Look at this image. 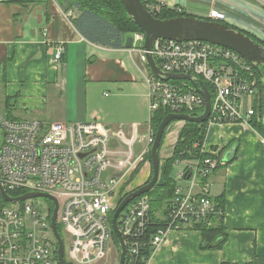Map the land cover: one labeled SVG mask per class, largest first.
Listing matches in <instances>:
<instances>
[{
  "label": "built area",
  "instance_id": "1",
  "mask_svg": "<svg viewBox=\"0 0 264 264\" xmlns=\"http://www.w3.org/2000/svg\"><path fill=\"white\" fill-rule=\"evenodd\" d=\"M141 1L151 14L163 5L160 0ZM256 1L264 7V0ZM208 17L225 20L218 10H210ZM132 36L130 49L137 51L140 63L147 66L145 35L135 32ZM63 52L64 44L57 42L53 61H59ZM151 54L162 72L203 81L211 94L210 112L204 121L207 130L225 123L251 126L253 119L260 120L257 73L237 52L201 40L156 39ZM145 83L148 132L140 149H136L133 136L122 137L123 142L115 144L111 128L99 121L47 123L0 118V185L9 195L21 190V194L41 192L55 197L56 225L61 229L66 264H98L112 252L110 214L132 190L121 192L150 152L154 112L159 108L177 114L203 112L204 98L189 80L158 78L148 68ZM200 150L206 154L202 159L181 161L185 166L176 174L173 195L163 213L151 215L145 194L120 211L116 221L126 250L123 264H149L150 254L169 231L196 225L217 212L209 193V177L225 162L219 150L207 149L205 139ZM53 207L44 197L0 206V264H60L51 228ZM153 222L162 225L145 234Z\"/></svg>",
  "mask_w": 264,
  "mask_h": 264
},
{
  "label": "crops",
  "instance_id": "2",
  "mask_svg": "<svg viewBox=\"0 0 264 264\" xmlns=\"http://www.w3.org/2000/svg\"><path fill=\"white\" fill-rule=\"evenodd\" d=\"M160 1L202 19L218 10L223 23L256 39L264 23V7L256 0ZM78 14L64 11L56 0H0V118L7 113L47 123L99 121L111 128L115 144L133 136L140 149L148 132V67L137 51L125 47L127 36L119 48L84 38L72 24ZM57 42L64 52L55 62ZM182 125L173 121L165 130L160 170ZM205 145L221 157L230 151L228 162L209 177L210 196L223 201L226 240L220 249H201L199 230H172L150 254L149 264H264L263 138L249 125L225 123L207 130ZM141 165L144 180L148 164Z\"/></svg>",
  "mask_w": 264,
  "mask_h": 264
},
{
  "label": "water",
  "instance_id": "3",
  "mask_svg": "<svg viewBox=\"0 0 264 264\" xmlns=\"http://www.w3.org/2000/svg\"><path fill=\"white\" fill-rule=\"evenodd\" d=\"M124 6L127 16L137 25L144 33L143 47L145 49L146 63L150 72L165 80L168 79H186L189 80L195 90L204 98L203 112L198 115L168 113L159 123L154 134L153 142L150 146V164L151 176L141 185L130 190L123 196L111 217L112 233L116 237L119 245V257L117 264H123L126 254L125 244L117 226V217L120 211L136 197L146 194L157 183L160 173L159 143L168 127L173 121H187L202 123L210 112L211 94L207 90L202 80H194L187 74H172L162 72L155 63L151 54L153 43L156 39H170L175 41L201 40L210 42L219 46L229 48L237 52L245 59L256 71L264 85V78L261 74L260 67L264 66V45L247 35L242 30L233 28L223 22L197 18L195 16H178L167 19H159L153 16L144 6L141 0H120ZM133 36L129 35L125 39V47L131 48ZM230 151H226L222 160H229ZM0 197L6 202L23 201L34 197H44L51 200L54 204L51 215V228L58 243V259L60 264H66L64 259L63 241L57 229L56 217L58 203L55 197L47 193L27 192L18 196L9 195L0 185Z\"/></svg>",
  "mask_w": 264,
  "mask_h": 264
},
{
  "label": "trees",
  "instance_id": "4",
  "mask_svg": "<svg viewBox=\"0 0 264 264\" xmlns=\"http://www.w3.org/2000/svg\"><path fill=\"white\" fill-rule=\"evenodd\" d=\"M56 1L64 11L75 9L79 12L78 16L72 19V24L88 41L111 46L114 48H119L123 45L126 36L132 35L135 32H141L137 25L127 16L124 6L120 0ZM152 15L159 19L189 16L187 13L180 9H171L167 8L164 5H160L159 11L156 13H152ZM246 34L249 35L252 39L264 45V40L260 41L252 35L248 33ZM260 70L264 78V66H261ZM256 75L258 78V88L260 91L261 118L260 120L253 119L250 125L264 138V85L258 74ZM167 114V110L159 108L152 115L150 119V125L154 134L162 118ZM4 117L9 120L14 119L7 113L6 115H4ZM206 132L207 129L205 127V122L195 123L185 121L184 126L181 129L178 139L173 148L172 154L164 161L161 183H157L151 190H149L145 194L150 200V213L151 215H153V217H155L154 214L157 211L163 213L172 198L175 180L170 177V171L173 165L183 160L202 159L206 155L200 150V147L205 139ZM164 134L159 143V150L163 143ZM146 157L150 159V152L146 154ZM227 162L228 161H226L225 163ZM21 192L23 191L18 190L10 191L9 193L12 196H18L21 194ZM214 203L217 212L209 214L206 219L199 221L198 224L188 227L190 229L199 230L201 232V249H220L226 240V233L223 227L222 198H217L216 200H214ZM5 204H7V202L0 197V206ZM110 217H112V214H110ZM207 222L209 224H207ZM161 225L162 224L159 222H153V224L147 225L145 234L156 229V226ZM57 229L58 231L61 230L59 226H57ZM112 239L115 247L117 248L116 251L118 259L119 245L113 233ZM67 264L72 263L67 261Z\"/></svg>",
  "mask_w": 264,
  "mask_h": 264
},
{
  "label": "rangeland",
  "instance_id": "5",
  "mask_svg": "<svg viewBox=\"0 0 264 264\" xmlns=\"http://www.w3.org/2000/svg\"><path fill=\"white\" fill-rule=\"evenodd\" d=\"M263 25H264V23H263ZM263 25H261L260 26V30H261V32H258L257 33V31L255 32V33H257L258 35V38L257 39H259L260 41H263L264 40V33H263ZM148 102V101H147ZM147 118H148V108H147ZM49 123V122H48ZM184 123H185V121H183V125H182V127H181V129L183 128V126H184ZM181 131V130H180ZM180 133V132H179ZM164 136H165V134H164ZM179 136V135H178ZM177 139H178V137H177ZM177 141V140H176ZM176 143V142H175ZM174 146H175V144H174ZM174 148V147H173ZM160 151V150H159ZM173 151V150H172ZM145 159H144V161H143V163H146V164H148L146 167L148 168V173H147V175H146V178H144V180H142V178H141V172H142V170H143V166L141 165L140 167H138L132 174H131V176L129 177V179H128V182L124 185V187H123V190H121V192H123V191H125V190H130V189H132V187L133 186H136V185H141L144 181H146V180H148L149 178H150V176H151V164H150V159H148L146 156L144 157ZM184 166H185V163L184 162H179V163H175L174 165H173V167H172V169H171V171H170V177L172 178V179H174V180H176V174H177V172L178 171H180V170H182L183 168H184ZM162 171H163V169H161L160 170V173H159V178H158V184L159 183H161V181H162V175H163V173H162ZM141 181H143V182H141ZM139 182H141V183H139ZM137 183H139V184H137ZM180 183H181V186L182 187H185L186 186V183L184 182V181H180ZM109 244H110V247L112 248V252H110V254H109V256H107L104 260H102L101 262H99L98 264H117V262H118V259H117V251H116V247H115V245H114V242H113V240H111L110 242H109Z\"/></svg>",
  "mask_w": 264,
  "mask_h": 264
}]
</instances>
